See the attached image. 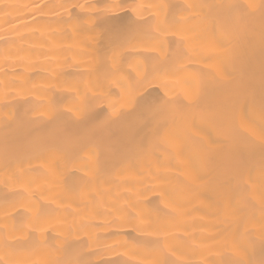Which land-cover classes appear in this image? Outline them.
<instances>
[{
	"label": "bare ground",
	"instance_id": "obj_1",
	"mask_svg": "<svg viewBox=\"0 0 264 264\" xmlns=\"http://www.w3.org/2000/svg\"><path fill=\"white\" fill-rule=\"evenodd\" d=\"M0 264H264V0H0Z\"/></svg>",
	"mask_w": 264,
	"mask_h": 264
}]
</instances>
